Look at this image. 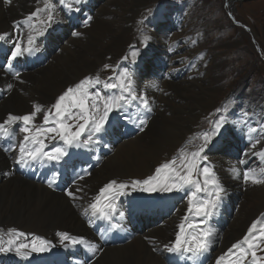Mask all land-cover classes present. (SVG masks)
<instances>
[{
    "label": "bare ground",
    "instance_id": "obj_1",
    "mask_svg": "<svg viewBox=\"0 0 264 264\" xmlns=\"http://www.w3.org/2000/svg\"><path fill=\"white\" fill-rule=\"evenodd\" d=\"M13 1L16 5L13 6V9H10L12 8L11 4ZM147 2V0H130V3L126 0H119L118 2L116 0L102 1V3L96 6L95 10L97 12L93 17V22L87 28H84L81 31H76V29L81 26L80 23H77V28L73 30V32H79L81 35L77 36L78 38H76V40L75 36L72 35L70 42L68 41L63 44L64 48L62 47L63 50H60V56L57 62L55 61V65L39 69L33 74H27V78L23 77L25 80L22 79L18 82L17 85L21 82L23 83L22 86L17 87L16 90L25 95L22 97L23 99L17 98L19 104L17 105L15 103L14 106H17V109L22 111L29 108L32 109L30 106L31 103H38L44 106V109L46 105L50 108L52 100L63 91L66 84H75L85 76L84 74L87 71L92 70L93 72L96 69V66L102 64L104 59L108 58L110 54L114 53L112 55L113 58L114 55L117 56L120 55V53L122 54L123 52L128 51L130 40L135 35V23L140 18L144 17L143 14L147 10V7L144 6ZM54 3L58 6L59 0H54ZM11 4L9 8L5 9L0 2V33H3L10 27L12 21L7 24V19L16 17L13 15L11 17L10 15L12 13H23L28 10L27 14L20 13L21 15L27 16L30 12L34 11L35 8L43 6V0L39 3H37V0H12ZM123 4L125 6H123ZM127 5L128 7H126ZM114 7V11H117V13L109 11V8ZM142 7L145 9H140V12H138V9ZM162 10L165 11L164 7ZM164 11L161 12L164 13ZM56 15L57 14H55V16ZM71 16L75 17L76 14H66L67 19L72 18ZM100 18L102 20L98 22V19ZM120 20L122 21V24L117 26V23L120 22ZM95 24L102 27L103 34L100 33V35H98L97 33H93ZM146 36L148 38H154L155 34L151 32L146 34ZM103 38H106L108 43L104 50H102L103 53H97V47L104 45V42L102 41ZM160 39L162 47L165 48L167 40L161 36ZM145 41L146 40L143 41V44ZM190 44L192 46V43ZM73 45H76L73 50L74 52L71 51ZM152 45L154 48V45L156 47L158 43L154 41ZM122 50L123 52H121ZM174 58L172 59L177 61ZM201 60V56H199L198 58H193L192 61L188 63V71H186L184 80H180V82L178 81L179 83H173L172 81L161 83L163 93L170 95L173 100L177 101V106L173 108L174 111H171V114L168 116H165V114L163 115L164 111L170 107L169 98L166 99L167 96H163L148 86L146 87L147 91L141 92L147 100L149 99L151 111L155 108L157 109V119H160L158 121L154 119L156 118L155 116L153 118L146 117L144 114H141L142 109L138 110L136 106L135 111L139 113L137 120H149L145 124L144 131L138 135L130 129L126 130L128 133H122L123 139L127 142L116 147H111L108 150L107 155L109 157L116 148V153H114L113 157H109L108 161L105 162H110L109 168L124 167L125 165L132 166L133 164L135 168L138 169L140 177L151 175L154 172V168L158 167L161 162L168 161L171 155H173L175 151H178L186 136L192 134L194 127L193 123L203 121L213 112L215 108L214 98L218 93V88L208 85L205 86L204 84L199 83V79L202 77V70L199 69V66L202 65ZM184 62L186 63V61ZM80 64L83 65L79 67L78 65ZM135 65L139 66L137 61H135L134 66ZM172 68L178 70L180 67ZM137 75L140 76L138 73ZM187 80H190V82H186ZM100 85L103 87V84ZM195 89H197L196 92L194 91ZM3 103L4 102L0 103V113L6 112L7 110L15 111L11 107L13 106V103H8L5 107L2 106ZM132 111L135 112L134 110ZM176 112L178 113L175 114ZM40 114L43 115V113ZM175 117H177L178 120H176ZM235 130H237L236 127ZM148 132L151 133L152 141L150 144H145L143 143L142 137L148 134ZM246 155H248V152ZM207 159H209L210 167L212 168L216 179L225 189L224 193L228 191L230 187H233V185H230L229 183L230 180L233 184H237L235 188L239 189L238 184H240V177L234 162L227 161L228 158L220 154L207 157ZM5 163V159L0 156V165ZM136 163L139 164L137 167L135 165ZM153 163H155V165H153ZM99 168L101 169V167ZM253 169L256 170V167ZM227 175H229L228 178H226ZM91 176L92 175L87 179V183L89 184H87L86 191H84L87 192V194L96 193L102 183L90 181ZM243 184L245 190L241 193L242 195L240 198L241 201L247 203L244 205L242 202L241 209L237 211L233 222L224 227L223 224L220 222L217 223L213 218H207L206 223L202 225V227H205L206 225H209L211 220H213V226H211V228H213L215 237H218V240L213 242L215 247L213 248L210 244L209 250L200 256L203 258V264L212 248L214 250L211 254L212 257L209 256L210 258L206 264H213L216 257L221 256L226 252L233 243L242 240L248 227L254 220L257 221L258 229L261 225H264V216L261 217V214L264 213V184L253 185L250 182L246 183L245 181H243ZM172 192L174 193L171 194L170 206H168V201L166 202L162 200V204H160L162 208L161 210H158L155 207L154 210L137 212L142 216L144 214L145 216L150 215L156 219H158V216L160 215L159 222L154 226V229L144 233V226V228H142L143 232L140 233L141 236H138L122 247L105 250L92 264L168 263L166 255L164 257V254H162L164 250H161L158 255L151 252V250H153L154 247L158 249L163 248L165 243L174 240L177 225L181 223L182 218L187 213L188 202L185 201L183 193L185 190H173ZM139 193L143 195L147 194L142 191H139ZM178 193H181V195ZM133 194L135 196L138 195L136 192ZM71 202L73 201H67L64 196L53 195L37 183L24 181L21 180L20 177H15L0 184V222L2 223L5 218H9L6 222H8L7 224L10 223L8 227H11V225L14 226V220H17L15 226L19 227L24 232L48 235L51 234L50 231L53 230L50 229L51 227H48L49 222L69 224L73 227L81 224L75 215V211L70 207ZM193 219L198 218H194L190 214L189 220L191 221ZM3 225L5 224L3 223ZM23 225L26 227L21 228ZM169 259L171 260V258ZM248 261H251L250 257Z\"/></svg>",
    "mask_w": 264,
    "mask_h": 264
},
{
    "label": "snow or ice",
    "instance_id": "obj_2",
    "mask_svg": "<svg viewBox=\"0 0 264 264\" xmlns=\"http://www.w3.org/2000/svg\"><path fill=\"white\" fill-rule=\"evenodd\" d=\"M11 2L12 0H3L5 6L10 5ZM39 2L40 0H37V3ZM81 2L82 0H74L75 4ZM60 4L69 10L73 8V3L68 2V0H60ZM55 13L54 0H43V7H37L28 14L26 19L31 30L27 34L26 41L20 39L15 41L7 58L10 62L26 54H34L40 51L37 38L43 36L47 29L56 22ZM33 20H35V23H32ZM89 20H91V17L85 20V25ZM13 27L15 28L16 25ZM72 35L80 36L81 33L73 32ZM10 39V33H0V42H8ZM147 39L149 38L144 36V40ZM132 55L135 56L136 52H132ZM103 67L109 69L112 66L105 64ZM9 70L11 69L9 68ZM113 71L115 74L106 81H101L99 75H88L75 84L69 85L46 110L44 106L33 103L32 110L29 113L23 115L9 113L6 119L0 123V136H7L10 128L17 122H22L23 126L20 131L25 133L23 139L19 142V154L15 162L25 166L29 161L44 158L49 161H56L66 154V149L60 147H54L51 152L44 151L46 147L45 138L51 141L59 137L66 146L70 147L79 145L82 137L87 133V139H83L82 142L84 145H88L93 141V135L106 130L109 114L114 110H126L135 103L138 110L144 109L151 112L149 101L143 95L138 94L133 87L132 74L128 71L117 72L115 69ZM14 76L19 78L20 73L15 72ZM100 84H103V91L96 88ZM12 87V84L7 85L9 90ZM108 90H112V94H109ZM220 111L221 109L218 107L216 112L219 113ZM40 113H43V122L40 125H35L34 122ZM68 121L77 122L71 124ZM146 123L147 121L144 119L139 120L140 125ZM213 123L215 125L214 134L222 128L225 118L222 116ZM46 125L49 126L46 127ZM140 130L143 131V128ZM256 131V128L249 129L250 133ZM210 140L211 136L204 133L203 143L197 146L195 151L181 155L179 164H177V159L174 157L161 163L155 168L154 173L146 178L132 179L127 182L116 179L108 181L99 189V193L93 197L92 202L88 205L92 215L109 222L117 213L123 217L124 213L119 211L117 207V200L120 196L126 195L129 188L133 191L155 193L181 191L189 186L194 190L187 192V213L182 218L181 223L177 225L174 240L165 243L163 250L172 254H188L187 258L195 264L198 258L209 250L215 237L212 228L202 227V225L206 223L207 218L214 215L225 191L216 179L211 167L204 166L201 168V162L205 159L201 154L205 151ZM259 143L260 141L257 140L256 144ZM256 144L252 145L253 149H255ZM253 155L264 157V150L253 152ZM240 163L244 164L245 161L241 160ZM260 172L264 174V168H261ZM200 177H203V183H201ZM78 179H83V176L78 177ZM243 180L246 183L260 185L264 184V175L258 176L256 170L252 169L243 172ZM54 181L55 174H53L48 186L52 187ZM76 191H82V189L77 188ZM200 193H205L206 196L201 198L198 196ZM66 195L73 200L77 198L75 192L71 190L67 191ZM189 214L198 219L190 221ZM118 227V224H111L113 229ZM9 231L13 235L6 243L0 241V252H9L15 249L17 255L27 257L30 253L25 249H28L29 245L16 243V237L24 236L25 233L15 229ZM57 236L61 242L85 243L92 252L98 251L95 244L85 241L82 237H71L67 232H57ZM262 243H264V225H261L258 229L257 221L254 220L242 240L233 243L225 253L216 259V264H248L249 257L252 264H264V260L257 255V250L264 251V249H261ZM49 244V241L40 236H35L30 246L31 252H44ZM153 251H159V249L154 247Z\"/></svg>",
    "mask_w": 264,
    "mask_h": 264
},
{
    "label": "rangeland",
    "instance_id": "obj_3",
    "mask_svg": "<svg viewBox=\"0 0 264 264\" xmlns=\"http://www.w3.org/2000/svg\"><path fill=\"white\" fill-rule=\"evenodd\" d=\"M102 1L104 0L97 1L98 3L97 5L102 3ZM116 1L118 2L119 0H116ZM126 1L130 3V0H126ZM147 1L148 2L144 6V7H147V10L143 14L144 17L140 18L141 20L139 19V23H143L145 21V16L150 11H152V8L155 7L156 11L154 12L155 14L153 15L156 16V18H159V17L166 18L170 20L172 24L174 25V28L170 31L171 33H168L166 37H164L162 34L165 32V29H160V25H157L155 22L152 21V19L148 20V24L152 23L153 29L150 30L147 34L151 32L155 34L154 38H149L150 39L149 40L150 50L155 54L156 51L165 49L162 47L160 36L166 40L169 39V42L166 44V47H168L169 45H175V52H176V55L171 57V59L174 57H177V58H174L177 61H174L173 59L172 60L176 62L175 65L179 63L178 65L179 67H184L185 71H188V63L192 61V59L189 60L186 57L190 56L191 58H193L196 56L198 57L201 56L202 65L199 66V69L202 70V77L199 79V83H202L205 86L208 85L214 88H218V93L216 97L214 98V107H215L213 111L214 115H212L211 113L203 121L194 122L192 134L186 136L183 144L179 147L178 151H175L173 155H171L169 160L175 157L177 159V164H179V158L181 155H185L192 151H195L197 146L203 143L204 133H208L211 136L210 145L215 146V143H217L218 141L217 140L218 131H216L213 134V129L215 127L213 122L216 120H219L222 116L225 118V123L223 124L221 129L225 128V126H227L228 123L230 122V124L233 127V130H235V127L237 128L236 124L238 126L241 125V119L243 117L245 116L249 117L248 119H246V121H250L251 123H253L258 131L252 137V143L256 144L257 140L260 141L259 144H256L255 150L257 152L264 150V147H263L264 138H262L264 137V133H262L263 127L259 122H257V119L259 117L261 118L262 122H264V0H164L168 2L169 4H171L176 12L182 13L183 17L179 20V25L181 26L182 31H183L182 34L174 30L176 27V19H174L173 14H171L168 3H165L162 0H155V1L147 0ZM11 5L10 6L12 8L10 9H13L14 8L13 6H15L16 3L13 1ZM123 6L125 5L123 4ZM126 7H128V5ZM163 7L165 11L162 10ZM109 9H110L109 11L112 12L114 11L115 7L109 8ZM140 9H145V8L143 7L139 8L138 12H140L139 11ZM161 11H164V13ZM19 13H22V12H19ZM19 13L17 14L12 13L10 16L12 17L13 15L16 17L8 18L6 23L8 24V22L21 18L22 15ZM27 13H28V10H26L22 14H27ZM114 13H117V11H114ZM75 14H76L75 18H77L80 15L79 12ZM101 20H102L101 18L98 19V22H100ZM121 22L122 21L120 20V22H118L119 24L117 23V26L121 25L122 24ZM77 23L78 22H75V25H77ZM5 27H6V24H5ZM136 28L137 27L135 25V29ZM93 33H97L98 35H100V33L103 34L102 27L99 26L98 24H95ZM190 35H192V38H197L199 40V43L197 44V46H194V45L191 46L190 44L191 41H189L191 40L189 39ZM71 38H72V33L66 35L67 40L63 44H65L68 41L70 42ZM133 38L134 36L130 40L128 51L123 52L122 50L121 51L123 52L122 54L120 53V55H117V56L114 55L113 58H112V55L114 53L113 54L109 53L110 55L108 54L109 55L108 58L104 59V62L102 64H98L96 66V69L93 72L92 70H89L84 75L85 76H88L90 74H93L94 76L99 75L101 81L107 80L109 77H112L115 74L113 69L116 68L117 62H119L120 60H123V61L133 60L134 56L131 53L135 51H132L130 48L132 45ZM102 41L104 42V45L102 46L100 44L101 46L97 47L96 49L97 53L98 52L101 53L108 43L106 38H103ZM154 41L157 42L158 45L156 47L154 45V48H153L152 44ZM62 47L64 48V45ZM62 47L60 49L61 51L63 50ZM74 47H76V45H73V48L71 50L72 52H74L73 51ZM59 52L55 54L54 57L52 58V61L49 62V64L47 63L45 67L43 68H46L47 66L51 67L55 65V63L57 62L60 56ZM136 55L138 56V54ZM184 61H186V63ZM137 63L138 65L144 64V67L141 68L139 72L145 73L146 69H150L149 67H147L149 60L146 59L145 55L142 56L140 59H138ZM105 64H109L112 67L109 69H104L103 66ZM82 65L83 64H80L78 66L80 67ZM126 65L127 67L124 68L125 71H128L132 74V70L129 68L130 64H126ZM171 65L173 66L174 64L171 63ZM36 71L37 70L30 71L27 74H33V73H36ZM119 72H121V70ZM27 74L24 75L23 77L27 78L28 76ZM138 74H140V76L142 75V73H138ZM23 77L22 79H24ZM181 80H184V77H181ZM178 81L180 82V80ZM178 81L176 82L179 83ZM188 81L190 82V80H187L186 82ZM72 84L73 83L66 84V86H64L63 88V91L69 85H72ZM63 91H61L59 95ZM194 91L196 92L197 89H195ZM24 95L25 94L20 93L18 90L16 91L14 90V93L11 94L8 99L3 101L4 103L2 104V106L5 107L7 106L8 103H13V106H11L13 109L15 103L17 105L19 104V102H17L18 100L17 98L23 99L22 97ZM57 96L54 97V99L52 100L53 102H55V99ZM166 99L170 101V107L167 108L164 111V113L163 112L162 113L163 115L165 114V116H168L169 114H171V111H174L173 108L177 106V103H176L177 101L173 100L170 97V95H167ZM243 104H244V107L242 106ZM133 105L134 104H132L131 108H133ZM218 107L221 109L219 113L216 112V109ZM24 111L26 112L28 111V109ZM7 112L16 113V114L20 113V112H13L11 110H7L5 113ZM251 112L252 114H250ZM5 113L4 112L0 113V117H2ZM177 113L178 112H176L175 114ZM232 115L238 116L235 122L231 121ZM157 116L158 114H156L155 116L156 118L154 119L159 121L160 118L157 119ZM175 119L178 120L177 117H175ZM242 127L247 128L244 125ZM245 128L243 129L244 137H245ZM126 133L128 132H125V134ZM225 137L227 139L224 140V143L228 142L229 138H232V135L225 134ZM142 139H143V143L150 144L152 141L151 133L148 132V134L144 135ZM244 144L246 145L247 142L244 141ZM216 154H219V152ZM113 155L111 157H113ZM254 159L257 160V158L255 157ZM259 160L260 161L258 162V164L256 163L257 164L256 174L258 176L264 175V174H261L260 172V169L264 168V157H259ZM106 161H108V159ZM106 161H104L101 164L100 166L101 169L100 168L94 169L91 171V174H90L92 175L90 178V181H95V182L97 181L100 183L102 182L99 189L103 186V184L115 178L118 181L127 182L132 179H143L147 177V176L140 177L138 169H136L133 164L132 166L125 165L124 167L109 168L110 162L105 163ZM161 163H164V162H161ZM202 163H204V165H202ZM135 165L137 167L139 164L136 163ZM153 165H155V163H153ZM204 166L210 167L209 159H207L206 157L201 162V168ZM250 168H253V167H250ZM228 177L229 175L226 176V178ZM87 179L83 180L84 182L81 181L80 183L81 184L80 186L82 187L80 189H82L83 192L86 191V186L87 184H89L87 183L88 181ZM200 180H201V183H203V177H200ZM229 183L230 185H233V187H230V189L223 194V198L221 200L222 203L220 202L221 206L219 204L218 208L214 212V216L211 217L213 218V220L217 221V223L220 222L221 224H223L224 227L230 225L233 222V220L236 217L237 211L241 209L242 202L244 205L247 203V202L245 203L244 201H241V198H240L242 195L241 193L244 192L243 184H242V187H243V192H242L240 188L239 189L235 188L236 185L233 184L231 180L229 181ZM184 190L185 192L183 193H184L185 201L188 202L187 192L194 190V189H191L189 186H186ZM128 191L131 192L132 189L131 188L127 189L126 195L129 194ZM131 193H134V192H131ZM136 193H139V190H136ZM161 193L163 192L147 193V194L149 195V197H155L157 195H160ZM170 193H174V192H170ZM123 196H120V197H123ZM198 196L203 198L206 196V194L200 193V195L198 194ZM161 204H162V201H161ZM168 206H170V202ZM75 215L77 216L76 213ZM142 217H143V226L139 227L140 228L138 229L139 234L143 232L142 228H144V226H145L144 233H147L148 231H151L152 229H154V226L159 222L160 215L158 216V219L151 217L150 215L145 216V214ZM261 217H262V214H261ZM8 219L9 218H5L2 221V223L0 222V227L4 223L5 224V226L3 225L4 228H10L8 227L10 223L7 224L8 222H6ZM213 220H211L209 225H206L205 227L211 228V226H213ZM16 223H17V220H14V223H13L14 226ZM48 225L49 227H51L50 229H57V230H63V231H68V228L72 226L69 224H61V223H56V222H49ZM23 226L21 228L26 227V226L24 227ZM75 227L81 228L82 226L80 224V225H76ZM75 227L72 226L71 228H75ZM16 228L19 230H22L19 227H16ZM217 240H218V237H215L213 241L211 242V246L213 248L215 247V244H213V242ZM213 248L209 253L210 255L209 254L207 255L204 264H206V262L210 258L209 256L212 257L211 254L214 251ZM261 249H264V243L261 244ZM162 254H164V257H165L166 251H163ZM257 255L260 256L262 260H264V251L257 250ZM218 257L215 258V260L213 261V264H216V259ZM167 261L169 262L170 259H167ZM248 263H252V261H248Z\"/></svg>",
    "mask_w": 264,
    "mask_h": 264
}]
</instances>
